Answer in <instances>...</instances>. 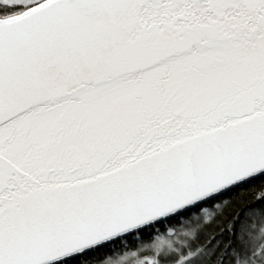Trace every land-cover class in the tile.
<instances>
[{
    "label": "snow or ice",
    "instance_id": "1",
    "mask_svg": "<svg viewBox=\"0 0 264 264\" xmlns=\"http://www.w3.org/2000/svg\"><path fill=\"white\" fill-rule=\"evenodd\" d=\"M0 264H264V0H0Z\"/></svg>",
    "mask_w": 264,
    "mask_h": 264
}]
</instances>
